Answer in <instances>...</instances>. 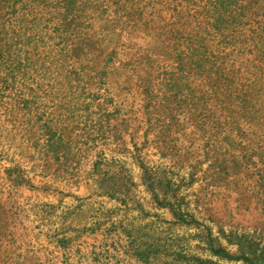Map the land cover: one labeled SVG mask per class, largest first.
I'll use <instances>...</instances> for the list:
<instances>
[{
	"label": "rangeland",
	"instance_id": "1",
	"mask_svg": "<svg viewBox=\"0 0 264 264\" xmlns=\"http://www.w3.org/2000/svg\"><path fill=\"white\" fill-rule=\"evenodd\" d=\"M0 264H264V0H0Z\"/></svg>",
	"mask_w": 264,
	"mask_h": 264
}]
</instances>
